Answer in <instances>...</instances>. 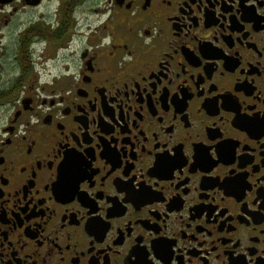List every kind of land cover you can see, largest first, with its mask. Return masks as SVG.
Instances as JSON below:
<instances>
[{
  "label": "flooded vegetation",
  "instance_id": "1",
  "mask_svg": "<svg viewBox=\"0 0 264 264\" xmlns=\"http://www.w3.org/2000/svg\"><path fill=\"white\" fill-rule=\"evenodd\" d=\"M0 264H264V0H0Z\"/></svg>",
  "mask_w": 264,
  "mask_h": 264
}]
</instances>
